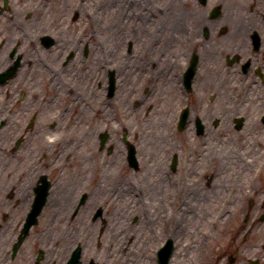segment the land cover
<instances>
[{"label": "flooded vegetation", "instance_id": "af4514ba", "mask_svg": "<svg viewBox=\"0 0 264 264\" xmlns=\"http://www.w3.org/2000/svg\"><path fill=\"white\" fill-rule=\"evenodd\" d=\"M95 6L110 35L86 0H0V264H65L76 247L69 264H117L86 217L102 166L86 161L108 150L130 182L158 184L178 264H264V0ZM240 138L242 156L223 142Z\"/></svg>", "mask_w": 264, "mask_h": 264}, {"label": "rangeland", "instance_id": "374dc122", "mask_svg": "<svg viewBox=\"0 0 264 264\" xmlns=\"http://www.w3.org/2000/svg\"><path fill=\"white\" fill-rule=\"evenodd\" d=\"M108 18H110V16H108ZM104 25H106L105 29H104V34L110 35L112 33V30L114 29V27H112L113 25H110L109 22H107L105 20H104ZM92 28H94V27H92ZM119 29L123 30L124 28L119 27ZM104 45H106L109 48L110 42L104 43ZM92 113L93 112L89 111V114H92ZM92 124H94V123L93 122L90 123V125H92ZM194 141L198 142L200 147H203L204 145L208 146L207 149L212 147V146L215 147L212 139H197ZM216 141H220V140H216ZM223 142H226L225 143L226 146H229L233 150L240 152L241 156H242V138H240V139H226V140H223ZM75 146H79L78 139H76L73 142H70L69 147L73 148ZM189 147H192V145H189ZM157 149H159V147H158V142L156 141V147H153V149H152L154 151V157H156ZM79 161H81V158L79 157V155L78 154L73 155L71 164L73 165L75 162L77 163ZM86 163H91V161H88V162L86 161ZM153 163H157V159L154 160ZM102 167H104V165ZM105 168L109 169V170L106 172ZM99 173L101 174L99 176V181H100V184H102V191L100 194H98L97 197L99 198L100 196H102V200L104 201V204H105L104 207L107 208V212H108L107 217H106V214L104 215V219L107 221V230L106 231L108 234L106 236V239H109L110 243H114L115 236H118L117 237L118 241L115 240V242H117V244L120 243V244L124 245V247H126L125 245H127V241H128V237H129V229H130L129 223L132 220V218H133V222L137 223V221L139 219H138V216L136 215L135 211L136 210H143L141 207V204L143 202H145L143 200H146V198H143V199L142 198H136V195H133L135 189L132 186H130L129 184L123 182V180L118 179L117 177L114 176L115 171H114V168H113L110 160H108L106 162V165L103 169L99 167ZM123 174H124V172L121 171L120 175H123ZM155 174L157 175V172H155ZM156 175H152L146 181L153 182L154 181L153 176H156ZM155 184H157V183H155ZM147 187H149V186H145L143 188H144V191L147 194H149L148 196L153 195V198H151V202H150L149 206L151 207V211L152 210L154 211L153 214H155V210H157V206L159 205V201H157L155 199L157 198L158 192H159V196H160L161 191L159 188V189H157L158 191L153 193V188L149 187L150 189H146ZM139 191H140V189H139ZM110 192H111V197L109 199H106L107 196H109ZM130 197H131V199H130ZM161 206L163 207L162 203H161ZM153 218H151V222L154 221ZM169 221L172 222V219H169ZM136 223H134L133 227L131 228L133 235H135V236H133L135 248L132 249L133 252L131 253L130 258L133 260V264H142V262H140V255L137 253V252L143 251L142 247L139 244L141 242H143L145 238L149 237V239H148L149 248H148V253H147L145 259H147L148 263L155 264V261L153 259V251H154L156 244L159 242V238L155 239V237H157V234L159 231V221H156L155 225L153 223H150V225L154 226V227L150 228L151 230L146 229L145 235H144V232L142 229L145 226V220L143 219V223H141V224L137 225ZM136 241L138 243H135ZM125 242H126V244H125ZM119 247H121V246H119ZM148 255H150V257H151L150 259H149ZM119 259H120V262L123 260L122 264H125V260L122 257H119ZM145 262H146V260H145ZM172 262H173V264H177V258L174 259ZM118 264H120V263L118 262ZM127 264H131L130 259L127 260Z\"/></svg>", "mask_w": 264, "mask_h": 264}]
</instances>
